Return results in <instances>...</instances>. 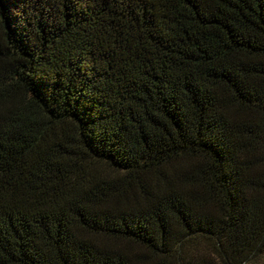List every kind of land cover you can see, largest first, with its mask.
Segmentation results:
<instances>
[{"label":"trees","instance_id":"obj_1","mask_svg":"<svg viewBox=\"0 0 264 264\" xmlns=\"http://www.w3.org/2000/svg\"><path fill=\"white\" fill-rule=\"evenodd\" d=\"M0 264H264V0H0Z\"/></svg>","mask_w":264,"mask_h":264}]
</instances>
